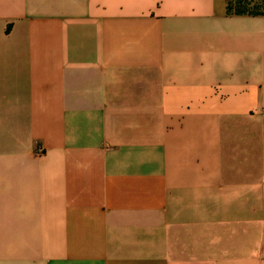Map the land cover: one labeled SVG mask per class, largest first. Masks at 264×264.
Wrapping results in <instances>:
<instances>
[{
  "label": "crops",
  "instance_id": "1",
  "mask_svg": "<svg viewBox=\"0 0 264 264\" xmlns=\"http://www.w3.org/2000/svg\"><path fill=\"white\" fill-rule=\"evenodd\" d=\"M0 264H264V15L0 0Z\"/></svg>",
  "mask_w": 264,
  "mask_h": 264
},
{
  "label": "trees",
  "instance_id": "2",
  "mask_svg": "<svg viewBox=\"0 0 264 264\" xmlns=\"http://www.w3.org/2000/svg\"><path fill=\"white\" fill-rule=\"evenodd\" d=\"M227 14L264 15V0H227Z\"/></svg>",
  "mask_w": 264,
  "mask_h": 264
},
{
  "label": "rangeland",
  "instance_id": "3",
  "mask_svg": "<svg viewBox=\"0 0 264 264\" xmlns=\"http://www.w3.org/2000/svg\"><path fill=\"white\" fill-rule=\"evenodd\" d=\"M226 1H227V0H225V12L227 13V9H226Z\"/></svg>",
  "mask_w": 264,
  "mask_h": 264
}]
</instances>
